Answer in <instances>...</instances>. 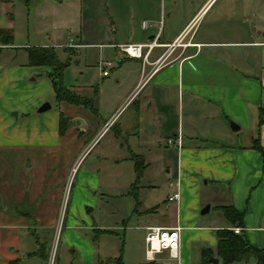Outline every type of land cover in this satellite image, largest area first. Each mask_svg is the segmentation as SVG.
<instances>
[{"label":"crops","instance_id":"0c3cea01","mask_svg":"<svg viewBox=\"0 0 264 264\" xmlns=\"http://www.w3.org/2000/svg\"><path fill=\"white\" fill-rule=\"evenodd\" d=\"M213 1L129 0L123 5L114 0H97L98 10L95 15L99 24L94 31V37L79 29L80 37L75 43L77 48H86L83 54L85 57L88 56L89 49L97 51L96 64L101 75L110 76L108 68H118V86L122 85L123 89H118L112 94V108L107 110L109 112H104L101 106L97 111L98 117L92 120L89 118L87 123L81 118L87 119L88 112L84 109L87 107L59 102L62 112L68 114L66 116L72 119V122L77 121L84 125L85 129L77 132L78 134L75 133L78 140H86L81 136L87 132L91 133V140H97L96 136H101L108 130L105 125L107 123L112 125L115 119L105 120L104 114L113 111L114 115L122 105L125 108L128 102L129 108H134L132 115L129 116L130 121L131 118L134 120L129 124V133H141L142 127H151L150 132L157 133L161 139L170 136L175 139L178 146V168L177 180L172 191L179 189L181 200L174 206L169 202L168 207L166 206L174 215L171 222L157 225L182 227L180 258L177 260L179 264H202V254L200 263L195 262L191 244L200 243L199 240L202 239L204 242L198 244L201 253L205 247L217 248V231L234 227L225 217L227 224L224 226L198 224L196 220L187 222L192 220V217L195 218L194 214L190 215L188 209L198 207L200 198L194 187L190 186L191 181L188 177L192 172L190 174L186 171L184 164L189 170L196 169L201 175L206 176V183L213 181L228 190V202L214 208L234 205L239 212H243L242 234L255 247L264 248V155L253 148V141L258 138L264 146L261 136L264 125H260V110L264 106V30L259 20L246 22L247 8L244 4H239V0H225L206 24L203 25V19L199 25V19ZM213 7L214 5L210 10ZM79 11L81 13V10ZM191 23L194 26L192 29L194 36L191 40L195 44L187 48L177 47L170 56L173 62L160 68L157 73H153L152 65L144 64L142 59L127 56L118 46L145 43L159 35V42L163 45L153 50L150 60L155 61L166 51L165 45L173 43ZM89 37L91 38L88 39ZM190 38L191 36L186 41ZM2 47L4 46H0ZM8 47H13V44ZM101 62L110 63L103 67L108 71V75L103 74ZM3 70L4 67L0 65V71ZM84 90L89 91L87 88ZM77 91L80 92V88ZM115 93H118L117 96ZM128 96L129 101L125 103ZM15 117L17 118L18 114ZM228 119L239 128L232 129ZM254 119L256 133L247 144L231 143L220 146V142H215L214 144L220 147L199 149L196 145L189 144L184 148V140L199 141L202 136L207 139H219L224 134L228 138H233L234 132L239 131L244 125L252 124ZM36 121V118L29 117V122ZM22 124L25 125V122ZM22 124L17 123L15 127L13 126V131L0 133V264H20L22 253L26 254L27 259L31 256L47 259L48 254L47 257L46 254L44 256L40 254L44 248L50 253L51 245L49 246L48 242L39 236L46 239L52 235L51 243H54L53 232L59 227L61 206L67 190L65 184L71 171L68 163L64 173L60 171L56 176L53 174L52 181H49L50 174L42 177V180H38L36 175L34 181H31L30 173L23 164L24 155L21 153L26 146L20 142V138L25 134L22 131L24 129ZM66 134L67 131L64 135L60 134L58 124L49 137L53 135L54 142L58 136L64 138ZM129 151L136 175L127 189L130 194L137 179L133 156L143 155L134 153L130 147ZM52 172L57 173L58 166L53 167V170H50V173ZM85 172L88 173L86 176L83 173L79 178V184L73 185L75 200L84 194L89 199L84 200L81 208L77 207L83 214L87 205L92 203L91 200H98L95 193L101 187V180L96 174L91 171ZM141 182L140 180L135 190L138 200L133 195L129 196L133 206L131 212L139 215L157 212L160 205L141 208ZM91 193L94 196H91ZM167 201L168 198L165 202ZM74 202L73 199L69 203L72 205ZM72 209L76 211L73 205ZM149 226L151 225L145 227L147 232ZM106 231L101 227H94L91 231L94 242L97 243L96 237ZM38 232L41 235L38 236ZM62 234L70 248L73 247L72 252L81 255L79 260L82 264H96L92 259L94 250L92 245L89 244L86 250L81 248L82 243L86 241L80 237L71 238L72 234H77L71 228L61 231V239ZM57 236L58 228L56 238ZM206 243L209 244L205 245ZM24 249L26 251L21 253ZM117 257L119 256H115ZM146 259L148 260L147 256ZM101 260L104 259L98 255L97 263L100 264ZM219 260L222 264V260L220 258ZM163 264L172 263L165 259Z\"/></svg>","mask_w":264,"mask_h":264},{"label":"rangeland","instance_id":"374dc122","mask_svg":"<svg viewBox=\"0 0 264 264\" xmlns=\"http://www.w3.org/2000/svg\"><path fill=\"white\" fill-rule=\"evenodd\" d=\"M118 1L126 5L129 0H114V2ZM224 1L214 0L199 19V25L203 19V25L206 24ZM239 4H244L247 8L246 22L259 20L261 28L264 30V0H239ZM213 5L214 7L210 10ZM97 10V0H0V28L9 27L14 35L13 47L3 45L0 41L2 44L0 46H4L0 48V65L4 67V70L0 71V133L13 131L17 123L25 122V125L22 124L24 129L21 130L26 135L24 134L20 138V142L25 143L26 146L21 153L24 155L23 164L30 173L31 181H34L36 175L38 180H42L41 178L48 174H50L49 181H52L53 174L56 176L60 174V171L64 173L68 163L71 170L65 184L67 190L61 206L57 238V228L53 232L55 235L53 244L51 243L52 235L44 239L39 236L41 234L38 232L39 238L46 240L49 246L51 245L50 253L44 248L43 253L40 254L41 256L46 254V257L48 254L47 259L40 256H31L27 259L25 258L26 254L22 253L26 251L24 249L21 251L20 264H82L79 260L81 255L72 252L73 247L70 248L63 234L61 239V231L70 228L77 233L72 234L71 238L80 237L86 241V243H82L81 248L86 250L89 244L94 247L92 259L94 262L96 261V264H98V255L104 259L100 261V264H104L110 257L115 258L120 255H122L124 264L148 262L145 227L168 223L174 218L167 207L168 202L171 206L176 205V202L167 201L166 203L165 200L169 197V193L172 194L175 191V189L172 190L173 184L177 180L178 146L168 143L171 136L161 139L157 133L152 134L151 127H142L141 133H129V124L134 121L132 118V122L129 119L134 110V108H129V96L125 101V103L128 102L125 108L122 105L114 115H112L113 111L104 114L105 120L115 119L108 129L109 132L107 130L103 135H99L100 137L96 136L97 140L93 139L96 142L91 140V133L88 132L81 136L86 140H78L75 133L85 127L77 121L72 122V119H70L71 122L64 138L58 136L57 140L52 142L54 136L49 137L55 127H58L59 114L63 110L60 108L61 105L53 87L51 73L54 69L46 65L29 66L27 48L52 46L61 62H69L63 73L64 85L76 92L80 88L79 94L95 98L96 111L84 108L88 112V117L87 119L81 117L83 122L87 123L89 118L92 120L94 117H98L97 111L101 106L104 112L110 110L112 94L118 89H123L122 85L118 86V68L109 67L111 75L103 76L96 64L97 51L95 49L88 48L89 54L85 57L83 55L85 47L83 49L71 46L80 37L79 29L94 37V31L99 24L95 15ZM85 88L89 91L84 92ZM117 94L115 93L116 96ZM45 102H49L52 108L39 113V106ZM14 112H17V118L13 115ZM30 116L32 119L36 118L37 121L29 122ZM229 121L230 119H228ZM255 122L256 119L252 121V124L244 125L239 131L234 132L233 138H228L223 134L219 139H207L202 136L199 141L184 140V148L189 144L196 145L199 149L212 148L216 146L215 142H220V146L231 143L247 144L255 136ZM261 136L264 144V128ZM129 147L134 153L142 154L147 165L141 179V208L147 209L160 205L157 212H149L144 215L131 212L133 206L129 196H133L127 189L135 180L136 175L134 163L130 160ZM57 166L58 172L50 173V170ZM184 167L190 174L192 172L188 180L191 181L190 186L194 187L200 198L198 207L193 210L188 209L190 215L194 214L195 218L192 217V220L187 222L196 220L198 224L203 225H226L227 221L223 213L214 207L228 202V190L221 184L216 185L213 181L206 183V176L201 175L196 169L189 170L185 164ZM85 171L96 174L101 180V187L95 193L98 200H91L92 203L89 205L86 203L87 208L86 211L83 210V214L81 210L78 211L77 207L81 208L84 200L89 199L84 194L79 195L75 200L73 185L79 184V178L83 173L85 176L87 175L88 172ZM91 196H94L93 193ZM73 199L75 202L72 205L76 211H73L72 205L69 203ZM207 205L212 207L211 210L202 214V210ZM87 209H89L88 212ZM94 227L107 230L102 232L101 236L96 237L97 243L91 237ZM199 241L200 243L204 242L202 239ZM200 243L194 242L190 246L196 263H200L201 259V250L198 247ZM165 259L172 264H179V261L169 257L168 252L157 255L155 261L158 264H163ZM231 264H256V261L252 258L250 261H236Z\"/></svg>","mask_w":264,"mask_h":264},{"label":"trees","instance_id":"16d2710c","mask_svg":"<svg viewBox=\"0 0 264 264\" xmlns=\"http://www.w3.org/2000/svg\"><path fill=\"white\" fill-rule=\"evenodd\" d=\"M13 40L14 35L12 29L0 28V41L3 45H12ZM27 50L29 54V66L46 65L54 69L51 73V77L59 102L63 101L70 104L83 105L96 111L92 98L82 96L64 85L63 73L65 68L69 65V62H61L54 47H29ZM260 113V125L262 126L264 125V106L261 107ZM70 122V118L61 112L59 118V132L61 135L66 133ZM253 148L259 150L264 155V146L261 144L259 138L253 141ZM133 159L135 160L137 179L130 194L138 200L135 190L143 176L146 165L141 155H134ZM217 209L222 211L224 217L230 222L231 226H236L237 224L241 226L243 224L244 213L239 212L234 205L220 206ZM217 235L218 243L216 251L210 247L202 249V264H211L210 258L213 256L219 257L222 260V264H231L236 261H250L252 258L255 259L256 264H264V248L252 245L244 234H237L229 228L218 230ZM104 264H124L122 255L117 258H112L111 261H106ZM148 264H156V261H151V263Z\"/></svg>","mask_w":264,"mask_h":264},{"label":"built area","instance_id":"2783aa9c","mask_svg":"<svg viewBox=\"0 0 264 264\" xmlns=\"http://www.w3.org/2000/svg\"><path fill=\"white\" fill-rule=\"evenodd\" d=\"M192 24L193 23L189 24L183 31V33L173 43L165 45L167 46L166 51L157 59H155V61L150 60L152 52L156 47L163 45L159 42V35L156 36L153 40L147 41L145 43H129L121 44L118 46L127 56L142 59L144 64L152 65L153 73H157L160 68L173 62V60H170V56L177 47L187 48L188 46L195 44L192 43L191 40L192 36H194V33L192 34V29L194 27L192 26ZM189 36H191V38L186 41ZM71 46L77 47V44H71ZM105 64L107 65L110 63L101 62L100 66L103 70V74L108 75V71L103 69ZM110 126L111 123H107L105 125V128L109 129ZM168 143L175 144V139L171 137L170 139H168ZM168 200L176 203L180 202L181 193L179 189H176L172 194H170ZM147 229L148 232L146 236V256L148 260L154 261L157 255L163 254L165 252H168L171 259L179 260L181 245L180 233L182 230L181 226L178 225L175 227H163L160 225H151ZM232 230L237 234H241L243 231L240 225L234 226Z\"/></svg>","mask_w":264,"mask_h":264},{"label":"water","instance_id":"95a60500","mask_svg":"<svg viewBox=\"0 0 264 264\" xmlns=\"http://www.w3.org/2000/svg\"><path fill=\"white\" fill-rule=\"evenodd\" d=\"M51 107L52 106H51V104L49 102H45L39 107L38 112L39 113H43V112L49 110ZM13 115L17 116V112H14ZM230 125H231L232 129H234V130L239 128V126L236 123L232 122V121H230ZM210 208H211L210 205H207L202 210V214L208 213L210 211ZM108 261H110V258H108ZM210 262H211V264H220L219 258L218 257H214V256L210 258Z\"/></svg>","mask_w":264,"mask_h":264}]
</instances>
